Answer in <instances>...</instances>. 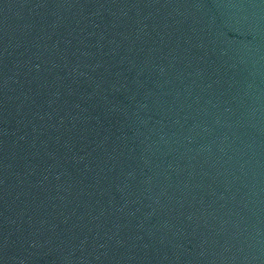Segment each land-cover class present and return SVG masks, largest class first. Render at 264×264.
<instances>
[{"label":"water","instance_id":"water-1","mask_svg":"<svg viewBox=\"0 0 264 264\" xmlns=\"http://www.w3.org/2000/svg\"><path fill=\"white\" fill-rule=\"evenodd\" d=\"M0 264H264V0H0Z\"/></svg>","mask_w":264,"mask_h":264}]
</instances>
